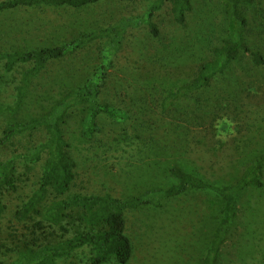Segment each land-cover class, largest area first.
<instances>
[{"label":"trees","instance_id":"16d2710c","mask_svg":"<svg viewBox=\"0 0 264 264\" xmlns=\"http://www.w3.org/2000/svg\"><path fill=\"white\" fill-rule=\"evenodd\" d=\"M101 1L6 0L0 3V15L35 6L80 9ZM128 1L143 2V13L123 19L111 27L84 33L60 46L0 52V62L5 63L7 72H13L19 66L32 65L24 72L15 106L0 107V117H3L22 107L35 79L50 63L63 64L69 55L87 45L104 42L99 64L90 72L87 71L90 74L82 85L67 90L42 116L10 122L3 130L0 140L3 146H10L15 139L38 131L44 132L45 137L32 152H15L13 157L0 160V264H132L135 246L129 235V217L145 209L167 213V222L160 230H165L162 231L163 237L172 241L167 244H171L174 254H177L180 246L188 245L194 239V234L188 235L182 229L185 226L183 222L187 223L192 217L183 215L184 207L180 208L182 215L177 217L178 210H170V203L187 200L189 195L195 194L215 196L221 200L222 216L202 263L220 264L222 249L230 238L239 213L242 194L249 188L264 186V155L253 157L239 172V176L228 183L212 181L204 174L211 154L206 152L205 147L208 141L214 143L224 139L221 133H226L224 125L227 124L219 125L217 122L231 110L232 103H237L238 98L240 103L243 99L239 92L243 87L235 82L233 88L237 90H229L231 98L217 97L214 103L209 104L213 113L211 122L202 123L193 115L197 104L195 97L211 89L214 92L213 100L218 94L213 89L214 84L219 83L225 89L222 82L226 80V71L242 55L251 54L254 65L264 67V54L260 50L254 52L250 47L248 35L252 28L244 12L245 7L258 6L264 18V0H223L226 14L233 22V30L223 45L211 51V58L198 67L189 83L166 93L160 99L153 116L141 118L140 112L133 114L132 110L103 102L112 72H124L137 67L134 52L125 49L126 38L142 28H147L152 37L158 38L161 31L155 17L167 4H170L176 25L183 27L193 11V3L192 0H152L147 5L148 0ZM259 27L262 29L259 37L264 42V22ZM78 71L77 67L69 70L62 67L54 76L51 75V83L60 84L71 77L74 79ZM140 84L145 91L153 86L150 81ZM134 97L144 103L143 94L137 93ZM181 103H185V106ZM140 105H136V111L143 109ZM78 110L82 115L81 132L85 138L103 133L102 117L120 125L134 121L130 129L124 128L122 142L125 141L127 148H139L141 154H145L142 158L144 166L154 164L157 160L156 163H159L165 174L164 184L154 183L152 187L124 197L112 192L85 194L77 191L78 163L64 127L70 115ZM256 125L253 121L246 124L254 128ZM232 142L242 148L251 145L250 139L234 138ZM212 155L215 157L217 154ZM21 162L41 165V172L34 182L35 186L24 194L21 204L13 209L10 202L12 196L29 188V181L25 180L28 173H22ZM226 166L235 168L232 162H227Z\"/></svg>","mask_w":264,"mask_h":264},{"label":"rangeland","instance_id":"374dc122","mask_svg":"<svg viewBox=\"0 0 264 264\" xmlns=\"http://www.w3.org/2000/svg\"><path fill=\"white\" fill-rule=\"evenodd\" d=\"M4 1L6 0H0V3ZM150 1L152 0L146 1L147 5L151 4ZM192 3L193 11L183 27L176 25L170 4H167L155 17L161 31L158 38L152 37L147 28L135 30L128 35L125 49L134 52L137 67L124 72H112L103 102L132 110L133 114L140 112V118L153 116L160 99L166 93L193 79L198 67L211 58V51L223 45L233 30V22L226 14L223 0H192ZM144 9L143 2L103 0L80 9L35 6L7 11L0 15V52L60 46L84 33L111 27L123 19L138 16ZM244 12L252 28L248 35L250 47L252 51L260 50L264 54V42L259 37L262 30L259 26L264 22L263 12L258 6L245 7ZM103 43L87 45L69 55L63 64L50 63L35 79L22 107L15 113L0 117V140L3 130L10 122L42 116L67 90L82 85L90 70L99 64ZM31 67L32 65H23L13 72H7L5 63L0 62V107L15 106L24 72ZM62 67L67 70L77 67L78 75H82H77L74 79L71 77L60 84L51 83V75L54 76ZM225 78L222 82L225 89L219 83L214 84L213 89L218 94L213 100L211 98L214 92L211 89L195 97L197 104L193 115L202 123L211 122L213 113L209 104L214 103L217 97L231 98L229 90L235 82L243 87L239 91L243 99L240 103L239 98L237 103H232L231 110L217 122L219 125L227 124L224 125L226 133H221V136H225L224 139L214 143L208 141L205 147L208 150L205 149L206 152L211 154L204 174L212 181L222 180L228 183L239 176V172L253 157L264 155V67L255 66L251 54H244L226 71ZM136 80L140 83L150 81L153 86L145 91ZM133 90L135 93H132ZM137 93L143 94L144 103L134 97ZM137 104H141L140 108L143 109L136 111ZM181 105L185 106V103ZM81 116L80 110L73 112L64 127L78 163L77 191L85 194L112 192L124 197L152 187L154 183L164 184L165 174L158 166L159 163H156L158 161L144 166L142 158L145 154H141L139 148H127L125 141L122 142L124 128L130 129L134 121L120 125L102 117L100 122L103 133L85 138L81 132ZM249 121L255 122L256 127H247ZM219 128L221 131L220 126ZM130 133L133 134V131L130 130ZM44 135L42 131L26 134L15 139L10 146H3L0 142V160L13 157L15 152H32L43 142ZM234 138L250 139L251 145L237 147L232 142ZM212 153L217 155L213 157ZM151 156L155 157L152 153ZM227 162H232L235 168H227ZM21 168L22 173H28L25 180L29 181V188L20 192L21 195L12 196L10 202L13 209L21 204L24 194L35 186L34 182L41 172V165L21 162ZM131 184L133 186L129 187ZM221 206V200L215 196L198 194L189 195L184 201L170 203V210H178L177 217L182 215V207L183 215L192 217L187 223L183 222L185 226L182 229L188 235L194 234V239L190 244L180 246L177 254H174L172 245L167 244L172 241L164 239L162 231L165 230H160L167 222V213L146 209L132 213L128 224L129 235L135 246L132 264H202L222 216ZM220 264H264V186L259 189L249 188L242 194L239 213L230 238L222 249Z\"/></svg>","mask_w":264,"mask_h":264}]
</instances>
